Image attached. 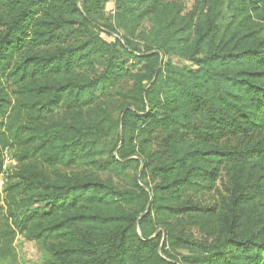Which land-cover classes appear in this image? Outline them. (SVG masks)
Listing matches in <instances>:
<instances>
[{
    "label": "trees",
    "instance_id": "obj_1",
    "mask_svg": "<svg viewBox=\"0 0 264 264\" xmlns=\"http://www.w3.org/2000/svg\"><path fill=\"white\" fill-rule=\"evenodd\" d=\"M107 2L0 0V264H264V0Z\"/></svg>",
    "mask_w": 264,
    "mask_h": 264
},
{
    "label": "rangeland",
    "instance_id": "obj_2",
    "mask_svg": "<svg viewBox=\"0 0 264 264\" xmlns=\"http://www.w3.org/2000/svg\"><path fill=\"white\" fill-rule=\"evenodd\" d=\"M113 2L112 0H108L105 5L106 12H111L113 10ZM113 7V8H112ZM107 40H111L110 37H106ZM174 63L177 64H185L181 60L171 58ZM85 107L80 112H71V116L76 117L78 120L89 119L93 117L94 114L98 111L97 109H101L102 105L97 107ZM117 111L113 113L114 117H117ZM137 150V149H136ZM60 173L66 174H76L80 173L79 170H64L62 168H58ZM229 195L227 187L219 182L215 190L210 192H205L202 195L198 196L199 204L204 207H212L215 204H219L222 199H226ZM4 196V187L3 184L0 182V199ZM127 208L139 210V206L134 203H129ZM161 231V230H158ZM14 246L17 254V260L20 264H45L44 263V252L38 247L37 243L34 239L24 237L22 235H17L14 241ZM160 250V248H159Z\"/></svg>",
    "mask_w": 264,
    "mask_h": 264
},
{
    "label": "built area",
    "instance_id": "obj_3",
    "mask_svg": "<svg viewBox=\"0 0 264 264\" xmlns=\"http://www.w3.org/2000/svg\"><path fill=\"white\" fill-rule=\"evenodd\" d=\"M5 163L13 162V160L9 159L7 153H4ZM0 182L3 184V178L0 180Z\"/></svg>",
    "mask_w": 264,
    "mask_h": 264
},
{
    "label": "water",
    "instance_id": "obj_4",
    "mask_svg": "<svg viewBox=\"0 0 264 264\" xmlns=\"http://www.w3.org/2000/svg\"><path fill=\"white\" fill-rule=\"evenodd\" d=\"M148 210V206L146 207V210H145V212Z\"/></svg>",
    "mask_w": 264,
    "mask_h": 264
},
{
    "label": "crops",
    "instance_id": "obj_5",
    "mask_svg": "<svg viewBox=\"0 0 264 264\" xmlns=\"http://www.w3.org/2000/svg\"><path fill=\"white\" fill-rule=\"evenodd\" d=\"M112 2H113V0H112ZM113 6V5H112ZM113 8V7H112Z\"/></svg>",
    "mask_w": 264,
    "mask_h": 264
}]
</instances>
